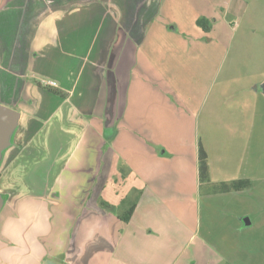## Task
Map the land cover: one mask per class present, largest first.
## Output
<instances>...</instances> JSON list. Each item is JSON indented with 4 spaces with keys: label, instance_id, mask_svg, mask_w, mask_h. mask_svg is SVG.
Segmentation results:
<instances>
[{
    "label": "crops",
    "instance_id": "crops-1",
    "mask_svg": "<svg viewBox=\"0 0 264 264\" xmlns=\"http://www.w3.org/2000/svg\"><path fill=\"white\" fill-rule=\"evenodd\" d=\"M138 1L0 0V103L20 113L0 161V264H85L88 242L106 245L107 264H181L186 251L189 261L225 264L210 241L216 208H205L209 229L197 236V193L228 211L222 230L240 235L258 221L252 214H264L258 88L224 77L219 48L208 40L192 47L184 33L185 52L210 61L203 79L185 85L180 48L143 47L153 14H134ZM150 1L141 4L148 12L159 3ZM212 24L200 40L214 36ZM214 55L220 62L211 68ZM42 80L63 96L38 86ZM186 133L191 141L179 137ZM199 145L208 160L203 182ZM120 162L130 183L118 193ZM217 167L223 179L213 176ZM234 181L246 185L217 187Z\"/></svg>",
    "mask_w": 264,
    "mask_h": 264
},
{
    "label": "rangeland",
    "instance_id": "rangeland-1",
    "mask_svg": "<svg viewBox=\"0 0 264 264\" xmlns=\"http://www.w3.org/2000/svg\"><path fill=\"white\" fill-rule=\"evenodd\" d=\"M144 1L146 0L138 1L139 3L137 2L132 9L134 14L136 12L148 14L149 16L153 14L151 17L152 22L144 28L146 30L149 28L150 30L143 47L153 46L161 49L166 48L167 50L171 49L168 47L174 46L180 48L181 80L185 85L189 84L194 77L203 79L205 77L204 73H208L210 70V66L205 67L203 61L206 60L199 51L198 53L196 50H192L190 53L185 52L187 41L192 39V47L197 48V46L207 45L206 42L208 40L211 45L219 48V51L223 53V59L221 60L224 63V72L221 74L224 77L238 79L239 82L242 81V83L248 85L250 89L258 88L260 98L255 101V105L259 108L258 110L262 111L259 119L260 153H258V156L261 159V175L264 177V0H159L158 7L154 5L156 0H153L152 2L154 3L150 4L149 9L151 11L149 12L144 7H141ZM149 2L151 3L150 0ZM222 12H226L224 17H222ZM222 18L223 22L221 21ZM215 19L219 21L216 25H213L211 22ZM211 24L213 25L212 29L215 30L214 36L216 38L209 34L208 38L204 39L205 41L200 40L199 36L203 34L201 26L206 25L211 29ZM167 27H172L177 32V36L170 34L169 30L165 32V29H168ZM184 33L189 35L190 38L187 35L189 39L184 38ZM196 37L198 38L195 39ZM168 54L172 53L165 55L166 60L171 57ZM156 56L155 54L150 55L154 61H156ZM206 62L210 63L208 60ZM219 62L220 58L218 55H214L211 68H214ZM175 88L183 89V87L179 86ZM203 134L201 131L198 134L202 141H204ZM179 137L188 142L189 137L190 141L192 140L193 134L186 133L179 135ZM135 141H137L135 138L132 140V136L129 137L132 147L131 153L134 154L140 148V146H133ZM212 141H215V139ZM211 150L214 154L217 151L215 147H212ZM119 154L123 155L120 151ZM216 162L215 166H218L222 161L216 160ZM124 170L125 166L120 162L118 173L121 176L117 178V182L114 185L118 193L121 192L125 183H130V181L122 182ZM137 170L140 171V168ZM213 176L223 179L225 174L217 167ZM129 177H131L132 181L136 179L133 175ZM207 177H209V173H207ZM223 184L225 183H220L217 187H221ZM196 206L198 208L197 221L199 222L198 238L199 236H205V228L209 229L206 224L209 218L205 213V208H216V211H212L214 215H210V221H212V216L218 218L216 221L211 222L215 225L212 227L210 241L214 250L222 252L225 260L228 261L225 264H264V220L261 219L264 218V214H252V218L258 220L255 226L246 228L242 234L238 235L234 231L219 228L221 218H229L230 214L225 210L221 213L220 208L222 206L220 203L214 198L213 200L205 198L203 189L200 190V193H197ZM251 206L246 201L242 208L245 209L244 211H248L251 210L249 208ZM261 206H264V204H261ZM124 211L125 209L121 206L117 208V212L120 214H123ZM240 220L243 223V218L240 217ZM105 248L107 247L102 242L98 246L94 245L93 242H88L82 254L85 264H89V261L90 264H93L92 260L97 261V264H107L103 252ZM189 258L191 259L190 253L186 251L181 264H195V262L197 264H207L204 257H199L195 261H189ZM214 260H216L215 256H213ZM166 264L168 263L166 262ZM213 264H216V262H213Z\"/></svg>",
    "mask_w": 264,
    "mask_h": 264
},
{
    "label": "water",
    "instance_id": "water-1",
    "mask_svg": "<svg viewBox=\"0 0 264 264\" xmlns=\"http://www.w3.org/2000/svg\"><path fill=\"white\" fill-rule=\"evenodd\" d=\"M20 120V113L0 103V161L3 152L10 146L14 131ZM3 197L0 195V210L3 206ZM42 264H58L51 260H44Z\"/></svg>",
    "mask_w": 264,
    "mask_h": 264
},
{
    "label": "trees",
    "instance_id": "trees-1",
    "mask_svg": "<svg viewBox=\"0 0 264 264\" xmlns=\"http://www.w3.org/2000/svg\"><path fill=\"white\" fill-rule=\"evenodd\" d=\"M201 28L203 30H208L209 29V27L206 26V25H202ZM38 86L43 87L44 89H47L52 94H55V95H58V96H63V94L61 92L57 91L53 87L43 86V85H41V83H39ZM207 173H208L207 154L203 150V148L199 145V150H198V176H199V179H200L201 182H203V181H205L207 179ZM245 185H246V183L243 182V181H234L233 183H230V184H223L221 186V189L224 192H228L230 190L237 191V190H240V189L244 188ZM134 206H135L134 203L130 206L129 213L127 214V216L130 215V213L132 212Z\"/></svg>",
    "mask_w": 264,
    "mask_h": 264
},
{
    "label": "built area",
    "instance_id": "built-area-1",
    "mask_svg": "<svg viewBox=\"0 0 264 264\" xmlns=\"http://www.w3.org/2000/svg\"><path fill=\"white\" fill-rule=\"evenodd\" d=\"M40 83L43 86H48V87H53V88L56 87V83L54 81H51V80H42Z\"/></svg>",
    "mask_w": 264,
    "mask_h": 264
}]
</instances>
